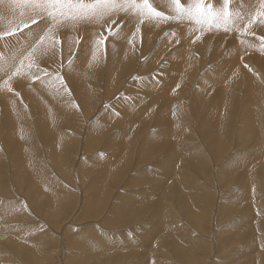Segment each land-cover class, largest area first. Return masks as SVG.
<instances>
[{
  "label": "rangeland",
  "instance_id": "obj_1",
  "mask_svg": "<svg viewBox=\"0 0 264 264\" xmlns=\"http://www.w3.org/2000/svg\"><path fill=\"white\" fill-rule=\"evenodd\" d=\"M77 1L79 0H76V2ZM89 1H92L93 4L95 3V0H87V3ZM137 2H139V0H137ZM154 2H156V4ZM149 3L151 4L152 8H154L156 11H159L161 7L159 5V0H155V1L149 0ZM203 3L205 4L203 5ZM211 4H212L211 0H203L202 5H200V8H201L200 11L204 9L209 10V6H211ZM213 6L211 10L213 9ZM95 10H96L95 13H98L97 11L98 9L95 8ZM128 10H129V13L135 14L134 15L135 18H133V20L138 19L139 21H137V23H133L129 18H127V16L123 17V15L122 14L120 15L119 13V12L124 13L125 11L127 14ZM128 10L126 7V9L123 11H120V10L109 11L110 13L108 12L107 15H104L105 17L98 16V18L96 14L95 16L89 18L90 20H92V22L90 21L91 29H86V30L84 26L86 22L83 23L84 20H86V18L79 17L76 21H72L71 23L68 24V27H67L69 31L68 35L70 36L69 43H68V40H67V43L65 40L66 31L62 32V30L60 29L55 30L57 28L51 27L53 26L54 23L55 24L57 23L54 22L53 20H49V18H47L49 13L44 14V11L38 8L37 6L27 7V10L24 12L26 13V17L19 15L15 17L13 21H11L12 18L9 16L8 17L10 19L9 22L11 23L2 21L6 17L5 16L3 17V15H0V24H1L0 33H13L12 35H4L3 37H0V40H1L0 47H2V43H3V46L9 47L6 53L13 52L14 43L17 42L19 45L23 42L28 41V39H26L28 34L33 33V31L36 28H38L40 25L41 27L46 28L45 34H47V36H49L50 39L48 37L46 38V41H45L46 51H41L40 54L36 57V59L33 60V62H35L34 65H33V62H31L32 64L31 68L28 67L29 69H31V72L28 74V77L30 78L28 82L33 86H36L38 84L45 85L48 83L49 90L51 92L52 90L50 88L52 87L53 84L54 85L56 84V86L64 90V93H65L64 95L63 94L60 95L59 90H57L58 94L56 93L55 95L54 105L58 109L61 106H64L65 111L62 114L63 117L60 116L62 118V119L60 118L61 125L63 126V127L60 126L62 129L60 130V134L64 140H69L68 144L65 146L66 148H68V149H65V153L67 152V154H65L66 160L63 158V161H61V163L57 165L53 164V161H52L53 157L49 155L50 152L48 151V147H49L48 140L51 139L49 137L50 134L42 131V129H38V128H41L40 126H36L37 124L35 120L38 118V114H37L38 109L35 108L36 106H33L31 101L27 99V95L23 93L22 90L24 88V85H22V83L19 81H15L13 84L14 86L13 90H11V94L13 98H16L20 103L23 109V112L25 114V117H27L26 121L29 123L31 127L32 138H33V143L30 144V146L28 144L26 145L25 143H23L24 146L25 145L28 146L27 147L28 151L33 150V153H30L32 154L33 157L32 158L27 157L28 161L27 160L26 161L28 163H32V165H35V166L37 165L36 163L39 162V165H37L36 167L39 170L46 172L49 177L54 179L55 183L53 182L51 185H46L45 186L47 187L46 190H43L41 187L37 186L38 183L35 182L34 179H32V176L30 174V169L24 170L23 168H20L18 171L16 170L15 166L17 164V160L15 159L13 153H14V150L17 148L18 144L13 143L11 144L12 147L9 144H7L3 137L5 134V129L1 128L0 143L1 141L2 143L0 144V174L2 173L1 177L2 175L3 177L1 178V181H0V184H1L0 193L3 196L0 195V205L12 204L13 212L9 210V211H6L8 213L3 212L1 214L2 218H5V219L0 222V264H4V262L7 259H8L7 262L10 261L11 259L15 260V261L11 260L10 264H29V262L31 264H40L38 262L39 260H41V264H67L70 249H73V246L71 245L69 240L72 239V237H78L80 232L87 230L88 228L95 229L99 231L100 233H107V231L109 233L110 231V234L112 236H116V239L120 240V238H122L123 236L118 235L116 233V230L123 231L124 233L123 232L122 233L125 236L128 235L129 238H133L136 235L134 233H136L139 230V228L141 229L144 226H163L162 222L158 218H156V216L154 217L152 216V212L154 211L153 209H155V207L159 203H161V207L165 205V206H169L172 209L173 213L170 215L171 219L169 220V222H171L172 224H176L178 226H182V227L185 226L186 231L189 234L188 238L197 237L205 243L207 250H204L201 247H197L196 249L198 250L199 248L197 252L198 254L197 256L199 257V263L197 262L198 264H262L260 262L262 259L264 261V252H263L264 251V242H263L264 232L262 233L260 231V235L256 234L255 244H253L252 247L250 246L251 248L246 249V250H244L245 248L242 249L241 247L242 240H238V239L236 240L234 239V237L236 238V235H240V236L246 235L253 226L257 224H258L257 226H259L260 221L264 227V212H260L259 210H257L258 207H264V196H259L256 199L255 197H251V198L247 196L244 197V195L242 196L241 194L237 195L236 191H238V189L235 188L236 178L239 177L241 174H244L245 172L248 171V173L252 177L254 178L258 177L256 178V180L260 181V188L264 190V177L260 178L259 175H257L258 173L264 171V164H263L264 163V152L262 151L261 154L260 152L258 153L257 151L259 149L257 150L256 146L252 145L253 141L256 144H262L264 142V139H263L264 134L260 135L259 133H257L258 135L255 137L254 140L253 138L251 139L246 138L247 141L245 143H239L237 139L238 137L237 130L239 128L244 129L248 127L250 130L249 133H252V132L256 133V128L258 127L256 124L253 125L254 123L248 122V120L244 121L243 123H240V115H242L241 110L245 103L246 104L244 106H247L250 108L251 116H253L254 111L256 109H257V113L259 114L258 108H260V110L264 114V88L262 89V87H264L263 85L264 84V76H263L264 69H262L263 65L261 64L262 62H264L263 60L264 59V37H263L264 30L263 31L257 30L253 32V36L259 39L256 43V46L255 47H252L250 45H249L250 47L245 46L242 49L243 52L240 51L241 55L237 57V63L239 62L238 66L242 67V65H244L249 71H252V72L254 71V73L257 72L255 74L248 72L247 75L249 76V79L253 77H255L256 79H261L260 80L261 83H258L259 82L258 81L256 82L257 85L255 84L256 85L255 94H256V97H258L257 98L258 100L256 103L257 107H254L252 105V101H249V98H251V96L249 95L254 94L252 93L253 88L250 90L251 91V93L249 92L250 94H247L246 91L243 90V88H239L235 90L233 92L234 98L232 100L233 101L232 109L236 108L237 110H236L235 120L233 124H230L229 126V134L223 141L218 142L212 149H209L208 145L211 143V141L207 139L203 140V137L206 133L207 125L209 126L212 125L211 126L212 128H210L209 132H213L215 129L213 127L216 126L215 122L218 117L214 116L212 113L214 112L215 101H219L220 99H215L217 97V94L215 93L217 92V90L223 87V85H227L231 79H229V76L225 78V74H223L224 77L223 75L221 76L223 80H220V81L214 80V81L208 82L207 83L208 85H206L207 91L203 92L204 96L202 97L200 103L199 101L198 102L194 101L193 96L201 80L204 81V79L206 78L211 79L210 73H212L213 71L214 72L218 71L216 70L217 68L216 65L218 64L219 66L220 64H222L223 63L222 59L228 56V53L231 54L236 51L235 43H232L234 41L233 38L235 37L231 36V35L234 36V34L232 32L222 33V32L216 31L217 32L216 33L214 30H211L213 32H210V31L208 32L204 29L201 30L198 33V37L197 35H195V37H193V39H191V41L189 42L191 44V43L198 41V45L196 44V46L198 47L196 48L195 46L196 52L193 53V56H190L193 61V62L191 61L192 66L189 65L188 61L182 62L181 65L184 67H187L188 69L184 68V71L182 69L180 71V66L177 67L176 63L170 60L172 55L175 52H177V50L179 49L180 43L177 42L176 40H172L169 42L165 41L167 36L170 37L172 35L171 33H174V31L177 30V24L175 25V21L172 15L168 14L165 11L163 13L162 12L163 10L161 8L159 12L163 13V17H158L154 15V20H153V18L151 17L153 16V14L151 15L149 13V16L151 17V19H149L147 10L145 11V14L147 15L142 16V17L140 14H138L139 13L138 10H135L132 8H129ZM196 10H197V6H196ZM58 16L57 18H55V21H60L63 23L65 20L68 19L67 16H60L61 18L63 17V20H62ZM1 17H2V20H1ZM144 17L146 19H144ZM18 18L20 19L18 20ZM33 18L37 21L36 24L32 23ZM142 19L148 22H145ZM150 21H154V22H150ZM25 24H27L28 27H24ZM127 24L131 25V30L133 33H130L131 37L130 36L127 37L128 44H127L126 49L123 50V53L122 52L119 53L120 55L123 54V58L122 57H120V59L116 58L118 56L116 54H113L111 57L109 52L107 53V50H109V47L111 45L110 42H112L117 36H119V33H121L122 31H125L124 27ZM252 24L254 26H259L260 23H252ZM252 24L250 26H253ZM157 26L158 27L160 26V28H157ZM149 27L151 30L149 29ZM47 31L48 32L50 31V32L48 33ZM52 31H54V33ZM144 31H147L149 35L152 34L151 35L152 37L150 36L148 40L146 39L143 40ZM50 33L51 35H48ZM87 41L90 44H88ZM206 41H208V43ZM85 43H87L88 46H90V48H86L84 46ZM205 47L209 48V50L206 49ZM258 47L259 49H257ZM85 48L87 49V51L85 50ZM83 50H85L86 53L90 50L89 54L90 52L95 50L97 53L96 60H94L95 58L93 59L90 58V61H89V57H87L88 59L86 58L83 59L84 57L83 56L81 57V51ZM91 54H93V52ZM81 60H83V62L85 61L86 65H88V67L86 65L84 67L86 76L88 75L87 76L88 79L85 78V81H84L85 88H82L84 92L76 91L73 85V82L71 81L72 80L71 73L74 67L77 66V63L80 62ZM180 60L181 59H178V62L181 63ZM118 61H120V63ZM115 62L118 65L115 64ZM171 65L174 66L173 71L175 72H173L172 70L171 71L169 70ZM238 66L236 65L234 67L235 71L238 70L237 68ZM145 67L147 68L145 69ZM212 68L214 69L212 70ZM89 73L90 75L91 74L93 75L90 76ZM175 74L178 75L177 77L178 79L182 80V81L181 80L179 81L178 79H176L177 82L179 83L181 82L180 88L185 87L182 89L181 92H178L177 94L178 96H176L175 98L177 103L175 100H173L176 104L173 105L172 103L174 102L172 100H167V96L165 93L156 95L152 91L150 92L145 91V86L148 81H152L156 83L158 82L157 79L159 78L161 79L164 76L176 78ZM171 75H174V77H172ZM93 76L94 78H92ZM44 79L47 81H45ZM49 79H53V80L48 81ZM92 79L93 81H91ZM52 81H53V84H52ZM224 81L226 82V84ZM20 84L22 85L21 88L19 87ZM180 90L181 89H179L178 91ZM246 95L248 96L246 97ZM155 98H158V99H155ZM246 99H248V102ZM136 101H140V102L144 101L145 103L147 102L148 106L146 105V107L150 111L145 107L147 111L144 108L145 110L143 109L142 111H140L142 113L138 112V114H136V116H134V118L132 119V124H130L131 126L127 132V135L119 136V137L116 136V134L120 130L119 128L121 127L120 126L121 122L119 121V118H117L118 117L117 112H119V115H120V112L123 109V107L129 104L127 102H130V104H132ZM168 101L170 103H168ZM195 102L199 104L196 105ZM167 103L171 104V109L164 113V110L166 109L168 105ZM258 103L260 105H258ZM224 105L226 104L223 102V106ZM65 106H69L68 109ZM89 106L90 108H87ZM136 107H138V105ZM104 111L107 115H114L115 119L112 117L109 120L102 121L100 123L101 126H99V128L101 129H98V131L97 130L94 131L92 133L94 137L91 139L90 138L91 135H89L90 133H87V132H89L91 126L96 123L94 122L96 121L95 119H97V117ZM67 112L71 113V115L68 114ZM64 113H67V117H69L70 115L69 117L70 119L67 118L65 116L66 114ZM180 113L182 114L180 115ZM174 114L176 117L174 116ZM39 117H40V114H39ZM173 117H175L176 120L178 119L177 121L180 122L183 127H185L186 131L182 129L180 132V130L177 129L176 133L173 135L165 134L164 136H162V138L160 137L159 139H155L156 141L152 140V142L153 141L154 142L153 143L151 142L147 148L149 152L147 154H143L144 151H142V147L145 144L144 140L147 141V139L149 138V135L153 136L156 132H158L159 129L163 131L166 130V128L168 129L169 119L172 121V119L174 120ZM66 118L69 121H67ZM263 119H264V115H263ZM157 126H158V130H157ZM173 127L175 128L174 125ZM63 128L65 130H63ZM153 128H155V130ZM100 130L102 132H100ZM41 132H43V135ZM132 132L133 133L135 132V134L131 135ZM63 133L65 135H63ZM67 133L69 134V136ZM46 134L48 135V137ZM145 135H146V139L144 137ZM36 136L38 137L36 138ZM70 136H72L73 138ZM84 139L86 140L89 139L91 142L89 143V141H86V143L88 142L86 144L88 147L85 146L86 148L83 147V144L85 141ZM71 142L76 143V144L73 145L72 143L71 145ZM142 143L144 144L142 145ZM190 145H194L195 147H197V153L195 154H198V158H202L205 154L207 158V163L204 164V168H201L200 163L196 160L197 156L196 157H194L195 155L194 156H189V155L183 156L184 154H191L187 152H182L183 151L182 147L184 151H186V150H190L189 149ZM249 146H251L252 154H251V157H249L248 159H251V158L252 159L249 160L248 163H246L245 165L235 166L231 170V172L228 173L231 176H230V179L227 180L225 183H221L222 181L218 182L217 180L219 178L218 173H221V174L224 173L222 170L223 164L226 161H228L230 158L231 159L232 157L234 158L236 154L239 155V153H241L244 149H246ZM30 147L31 149L29 150ZM4 149H5V155L3 151ZM176 149H177L178 154H176L175 156H170V158L168 159V160L174 159V162L172 163V165L171 164L169 166L165 165L163 163V160L165 159V157H167L169 154H172V152L176 151ZM100 157L102 159H108V160L110 158V161H113V162H110L112 165L110 163L105 164L107 174L106 176L103 177V180H102V184L106 183L109 186H107L106 184L105 185L103 184L101 187L103 189H101L102 191H100V194L94 199L95 201L93 200L94 201L93 203H88L86 199L92 195V191L90 189L93 184L91 183L92 178L94 181V178L97 176L99 169L102 167L101 164L98 163L97 161V158L99 159ZM111 158H114V159L111 160ZM121 158H123V160ZM89 160H91V162L88 164ZM20 162H21V159H20ZM83 163L87 166V170H89L90 172L89 174L88 173L86 174L87 176L81 173V170L83 169ZM99 164L101 167L99 166ZM4 166L5 167L8 166V167L5 168ZM261 166H262V169L260 171ZM176 168H181V171L183 172L186 171L187 174L189 175L190 184L188 187L183 186L185 179L182 181H179L177 174H176ZM255 168H256V171H255ZM110 170H111V173H109ZM257 171H260V172H257ZM21 172H22V175H21ZM23 173L24 174L26 173V174L24 175ZM108 173L109 174L117 173L116 176H118L117 177L118 182H115V178L112 177L111 175L108 176ZM262 175L264 176V173H262ZM187 177L188 176H186V178ZM23 180L24 182H26V184L21 183L23 182ZM110 182L112 185L110 184ZM27 183H29L30 185H28ZM55 184L57 185V188L59 186L58 189L56 188ZM255 186H257V184L254 186L252 184V188ZM26 188H28L30 191L26 192L28 190ZM149 188L151 189L149 190ZM196 188L197 189L199 188V189L195 190ZM35 189L37 193H35L36 191L34 193H31ZM38 189L41 191V193L39 192V194H38V191H39ZM144 189L146 190L145 191L146 194H144L145 193ZM3 190L5 193L3 192ZM177 190L180 193H178ZM102 192H103V195H102ZM31 194L33 195L35 194L37 196V200H38L37 202H32L33 195ZM71 194L73 196H71ZM124 194L128 197L129 195L130 196L133 195L134 199L136 200L133 199L135 202L130 201L129 205L124 209L125 211H123V216L117 218L115 223L112 224L113 222L110 219L112 216L111 213H113V208H114V206L112 207V205L117 200H119L121 197H123ZM41 195L43 196V198ZM175 195H177L178 198H176ZM49 197L52 199H49ZM3 198L5 201L3 200ZM99 198H101V200ZM45 199L47 202L45 201ZM178 199L180 203H187V204L195 203L196 205H198V207L189 206L191 209L189 210V212L191 214H194V213L196 214V216L194 215L196 217L195 220H190L189 218H187V216H185L180 211ZM37 203H39V205L36 207ZM86 203L87 205H91V206L89 207L86 206ZM224 203H229V207H230L229 211L225 213L220 210L221 205ZM17 206L19 208L21 207V209H19ZM56 207L57 209H55ZM199 209H202L204 211L203 216L199 215ZM248 209H250L251 215L249 216V218H247L244 221H241L238 224L237 219L238 218L240 219L241 217L245 216L242 214L245 213L246 210ZM53 210L55 211L53 212ZM87 212L89 214H87ZM5 214L6 215L8 214V215L6 216ZM19 214L20 216H18ZM135 215H136V218H135ZM50 217L51 219H48ZM125 218H128V219L125 220ZM234 221L237 223V225L236 223L235 225H231ZM31 226L34 228L32 229ZM23 227L25 229L24 232L22 229ZM4 228L6 229L3 230ZM19 228L22 230L19 231ZM9 229H12L15 231L16 229L18 230L16 231L17 234H15V237H12L14 235H11L8 233ZM26 232L28 235L25 234ZM23 233L27 236H25ZM38 233L39 234L43 233L45 237L47 236L48 237L46 238V240H45V237L40 239V235H37ZM31 235L38 236L40 243L45 240L43 243V249L41 250V253H44L45 255L41 256V254H38L40 252L36 246H33V244H27L26 241H32V240H28L31 238ZM158 235H160L158 237L159 239L155 237L153 240H151L150 242H146L142 246H136L133 248L122 246L117 249L108 248L106 250H103L102 252L101 251L96 252V254L94 253L95 255L93 257L90 256L91 258L90 257L88 258L87 264H136V262L142 263L146 261L147 262L145 264H151V262L149 261L151 260V257L155 258L159 264H184V263L194 264V262L193 263L189 262L190 259L188 258L185 260L186 262L184 261V259H182L184 261L182 262L181 257L174 249V244H170L168 242L166 243L164 240L160 242V239L167 237L168 235L167 232H160L158 233ZM258 237L259 238L261 237L260 238L261 242L259 243L257 242ZM224 240H226L228 244L222 245V242ZM8 242H12V243H8ZM45 242L47 245L45 244ZM178 242H179L178 244L180 245L182 244L180 243V239L178 240ZM181 242H183V245H186L184 246V248L185 247L189 248L187 246L188 244L186 241L182 240ZM4 244H7V246L10 245L11 247L15 246L14 250H16L15 248H17L19 252H22L24 259H26L27 257H32V256H35V258H33V260L29 262H24L23 258H21L20 255H18L19 258L18 257L13 258L11 257V254L7 253V248H6V245ZM154 245L160 249V252L161 251L163 252L160 253L159 251H157L156 254L154 255L153 254ZM168 247H170L171 250ZM161 248L162 249L166 248V249L162 250ZM260 251L262 254L260 253ZM258 253L259 255H257ZM232 254L234 255V257H232L233 256Z\"/></svg>",
  "mask_w": 264,
  "mask_h": 264
},
{
  "label": "bare ground",
  "instance_id": "obj_2",
  "mask_svg": "<svg viewBox=\"0 0 264 264\" xmlns=\"http://www.w3.org/2000/svg\"><path fill=\"white\" fill-rule=\"evenodd\" d=\"M155 1V0H154ZM212 4L210 6V8H212L213 6V9L211 10L213 13H217L219 12V10L221 9H224L225 8V0H211ZM44 3V0H0V15H3V17L5 16L6 18L4 20H2V17H1V20L2 21H5V22H9L10 19L8 18L9 16L12 18L11 21L14 20L15 17L19 16V15H22V16H25L26 17V13H24L26 10H27V7L29 6H33V5H37L38 8L42 9L44 11V14H47V13H50L52 12V15H48L47 18H49V20H53L54 22H56L57 24H53V26L51 27H54V28H57L55 30H62V32L66 31L65 32V40H66V43H67V40H68V43H69V39H70V36L68 35L69 34V31H68V24L71 23L72 21H76L79 17H83V18H86V20H84L83 23H85V30L86 29H91V24H90V21L92 22V20H90L89 18L95 16L97 13L95 8L92 7L93 5V2L92 1H89L87 3V0H79L76 2V0H63L62 4L61 5H57V8H52V7H41L39 5H42ZM76 3V4H75ZM156 4V2H154ZM158 3V2H157ZM153 4V3H152ZM205 3H203L204 5ZM208 4V3H207ZM84 6V7H81V6ZM158 5V4H157ZM159 5L161 6L160 9L162 8V12L164 13L167 12L168 14H171L172 17H178L176 19H174L175 21V25L177 24V30L174 31V33H171L172 35L169 37L167 36V38L165 39V41L169 42V41H172V40H176L177 42L180 43L179 45V49L177 50V52H175L172 57L170 58V60L174 63H176L177 67L180 66V71L181 69L184 71V68L188 69L187 67H184L182 66V62H187L189 63L190 66H192L191 64V61H192V58L190 56H193V53L196 52V48L198 46H196V44L198 45V41L197 42H194V43H189L191 41V39H193V37H195V35H197L198 37V33L201 31V30H206V31H210V32H213L211 30H214L215 32L216 31H219V32H222V33H233V35H231L232 37H235L233 38L234 41L232 43H235V47H236V51L234 53H228V56H226L225 58L222 59V64H220L218 66V64L216 65L217 68L216 70L218 71H213L212 73H210V78H206L203 80H201V82L199 83L195 93H194V96H193V99L194 101H201L202 97L204 96V91H207L206 90V85H208L207 83L210 82V81H214V80H223L222 79V75L225 74V78L227 76H229V79L230 82H228L227 85H223V87H221L219 90H217V92L215 94H217V97L215 99H220L219 101H215V104H214V112L212 110V114L216 117H218L216 119V126H214L213 128L214 131L213 132H209L210 131V128H212L211 126L207 125V130H206V133L203 137V140L207 139L209 141H211V143L208 145V148L209 149H212L218 142H221L223 141L229 134V126L230 124H233L234 120H235V117H236V108H233L232 109V106H233V98H234V91L239 89V88H243V90L246 91L247 94H250L251 93V89L253 88V92L254 94L252 95H249L251 96V98H249V101H252V105L254 107H257L256 103H257V98L256 97V92H255V87L257 85L256 82L258 83H261L260 80L261 79H256L255 77L253 78H250L249 79V76L247 75L248 72H251V73H254V71H249L244 65H242V67L238 66L239 65V62L237 63V57L240 54V51H242V49L247 46V47H255L256 46V43L259 39L255 38L253 36V32L257 31V30H260V31H263L264 30V24H259V26H250L248 24V19H249V15L251 13H255L257 11H260V4H259V0H230V4L227 8V11L229 13V16L230 18L228 19L227 23H225V21L223 19H220L218 18L216 15H212V16H208L207 15V12L209 11L208 9H204L202 11H197L196 10V6H197V0H181L180 2V6L178 7L174 2L173 0H159ZM202 5V3H201ZM33 8V7H32ZM204 8V7H203ZM207 8V7H206ZM35 9V8H34ZM126 9V8H125ZM129 8H127L128 10ZM159 9V11H160ZM201 10V8H200ZM98 11V10H97ZM133 11V10H132ZM131 11V12H132ZM146 11V10H145ZM158 11V12H159ZM136 12V11H135ZM110 13V12H109ZM120 15L122 14L123 17L124 16H127V18H129L133 23H137V21H139L138 19L137 20H133V18H135V14H131L129 13V10H128V13L126 14V12L124 11V13L122 12H119ZM138 13V12H137ZM239 13V16H237L236 14ZM139 14V13H138ZM151 14V13H150ZM59 15V16H58ZM116 15V13H115ZM147 14H145L146 16ZM152 15V14H151ZM60 17V16H67L68 19L65 20L63 23L60 22V21H55V18ZM140 16V15H139ZM148 16H149V13H148ZM197 16H199L201 18V22L198 23L197 22ZM55 17V18H53ZM101 17V16H99ZM103 17H105L103 15ZM122 17V16H121ZM142 17V16H141ZM154 20V15L151 16ZM151 17L149 16V19H151ZM171 17V16H170ZM61 18V17H60ZM97 18H98V15H97ZM126 18V17H125ZM17 19V18H16ZM20 18H18L19 20ZM63 20V17L61 18ZM123 19V18H122ZM144 19H146L144 17ZM156 19V17H155ZM102 20V19H101ZM143 20V19H142ZM23 21V20H22ZM52 21V22H53ZM81 21V20H80ZM127 21V20H126ZM125 21V23H126ZM145 21V20H143ZM158 21V19H157ZM94 22V21H93ZM145 22H148V21H145ZM150 22H154V21H150ZM11 23V22H9ZM60 25H59V24ZM77 23V22H76ZM131 23V22H130ZM157 23V22H156ZM254 23H259V18H255V22ZM8 24V23H7ZM51 24V25H52ZM80 24V22H79ZM100 24V23H99ZM147 24V23H146ZM149 24V23H148ZM1 25V24H0ZM12 25V24H11ZM50 25V24H49ZM89 25V27H88ZM101 25V24H100ZM158 25V24H157ZM160 25V24H159ZM256 25V24H255ZM10 26V24H9ZM45 26V25H43ZM82 26V25H81ZM94 26V25H93ZM161 26V25H160ZM160 26L157 28H160ZM50 27V26H49ZM261 27V28H260ZM21 28V27H20ZM146 28V26H145ZM155 28V27H154ZM93 29V28H92ZM133 29V28H132ZM150 29V27H149ZM45 30L46 28L45 27H41V25L36 28L33 33L31 34H28V36L26 37V39H28V41L26 42H23L21 44L18 45V43H14V46H13V52H8L6 53V51L8 50V46H3V43H2V47H0V131H1V128L5 129V134H4V139L6 141L7 144H9L11 146V144H18L17 145V148L14 150V157L15 159L17 160V164H16V170L18 171L20 168H23L24 170L26 169H30V174L32 176V179H34L35 182H37V186L41 187L43 190H46L47 187H45L46 185H51L53 182H54V179H52L51 177L48 176V174L42 170H39L36 166L39 165V162H37L36 166L35 165H32V163H28V158L27 157H30L32 158V154L30 153H33V150H30L31 147L29 148L30 151H28V146H26L27 144L30 146V144L33 143V138H32V131H31V127L29 125V123L26 121V118L25 117V114L23 112V109L19 103V101L16 99V98H13L12 94H11V90H13V84L15 81H19L22 83V85H24V88H23V93L27 95V99H29L31 101V103L33 104V106H36L35 108L38 109V118L35 120L36 121V126H40L41 128H38V129H42V131L44 132H47L48 134H50V140H48L49 142V147H48V151L50 152L49 155L51 157H53V164L57 165L59 163H61V161H63V158L66 160V155L67 152L65 153V149H68L66 148L65 146L68 144V141L69 140H64L60 134V130L62 126L61 125V121H60V116H62L63 112L65 111L64 109V106H61L59 109L57 107H55V103H54V98H55V95L56 93L58 94L57 90H59V94L60 95H64V90L62 88H59L58 86H56V84L54 85L53 84V81H52V87L50 88L52 90V92L49 90V85L48 83L45 84V85H42V84H38L36 86H33L31 85L28 80L30 79L28 77V74L31 72V69L28 68V64L30 63V61L28 59H25V57L28 56V52H32V47L33 46H37V51H35L32 55V60L31 62H33V60L36 59V57L40 54L41 51H46V39L42 42V43H39L38 44V41L40 40V37L42 36H45ZM50 30V29H49ZM53 30V29H52ZM124 30L125 31H122L121 33H119V36H117L112 42H110V47H109V50H107V53L109 52L110 56L112 57L113 54H116L118 55L116 58H119L122 57L123 58V54L120 55L119 53L122 52L123 53V50L126 49L127 47V37L130 36V33H133L132 30H131V25L130 24H127L125 27H124ZM151 30V29H150ZM155 30V29H154ZM160 30V29H159ZM158 31V30H157ZM26 32V31H25ZM48 32V31H47ZM50 32V31H49ZM48 32V33H49ZM54 33V31H52ZM83 32V31H82ZM101 32V31H100ZM156 32V31H155ZM203 32V31H202ZM56 33V32H55ZM86 33V32H85ZM217 33V32H216ZM57 34V33H56ZM55 34V35H56ZM129 34V35H128ZM211 34V33H209ZM208 34V35H209ZM220 34V33H219ZM48 35H51L48 34ZM54 35V34H53ZM62 35V33H61ZM139 35V34H138ZM152 35V34H151ZM148 34L147 31H144V39L143 40H148V38H150V36ZM229 35V34H228ZM255 35V34H254ZM73 36V35H72ZM88 36V35H87ZM142 36V37H143ZM214 36V35H212ZM253 36V37H252ZM256 36V35H255ZM21 37V36H20ZM49 39L50 37L47 36ZM52 37V36H51ZM56 37V36H54ZM131 37V36H130ZM137 37V35H136ZM139 37V36H138ZM152 37V36H151ZM219 37V36H218ZM264 37V36H263ZM24 38V37H23ZM22 38V40H23ZM135 38V37H134ZM13 39V38H12ZM90 39V38H89ZM96 39V38H95ZM155 39V38H154ZM199 39V38H198ZM231 39V40H233ZM262 39V38H261ZM21 40V41H22ZM55 40V39H54ZM137 40V38H136ZM142 40V39H141ZM142 40V41H143ZM152 40V39H151ZM1 41V40H0ZM164 41V40H162ZM15 42V41H14ZM75 42V41H74ZM131 42V40H130ZM134 42V41H133ZM138 42V41H137ZM147 42V41H146ZM166 42V43H167ZM208 43V41H206ZM214 42V41H213ZM88 43V41H87ZM85 43V47L86 48H90V46H88V44L90 43ZM93 43V42H92ZM142 43V42H141ZM259 43V42H258ZM5 44V43H4ZM140 44V43H139ZM159 44V43H158ZM260 44V43H259ZM53 45V44H52ZM100 45V44H99ZM234 45V44H233ZM232 45V46H233ZM250 45V46H249ZM142 46V45H141ZM159 46V45H158ZM163 46V45H162ZM196 46V48H195ZM259 46V45H258ZM15 47V48H14ZM67 47V46H66ZM81 47V46H80ZM104 47V46H103ZM145 47V45H144ZM12 48V47H11ZM85 48V50L87 51V49ZM136 48V47H135ZM206 49L209 50V48L205 47ZM81 49V48H79ZM84 49V48H83ZM205 49V50H206ZM233 49V48H232ZM252 49V48H251ZM259 49V47L257 48ZM71 50V49H70ZM83 50L81 51V57L83 56L84 58L83 59H88L87 57H89V61H90V58H95L94 60H96V56H97V53L96 51H92L93 54H91L92 52H90L89 54V51L86 53V51ZM97 50V48H96ZM112 50V51H111ZM66 51V50H65ZM78 51V50H77ZM234 51V50H233ZM69 52V51H68ZM79 52V51H78ZM43 53V52H42ZM158 53V51H157ZM173 53V52H172ZM205 53V52H204ZM50 54V53H49ZM101 54V53H100ZM155 54V53H154ZM42 55V54H41ZM44 55V54H43ZM80 55V54H79ZM78 55V56H79ZM157 55V54H156ZM48 56V55H47ZM52 56V55H51ZM106 56V54H105ZM3 57V58H2ZM45 57V56H43ZM42 57V58H43ZM80 57V59H81ZM157 57V56H156ZM212 57V56H211ZM115 58V59H116ZM194 58V57H193ZM41 59V57H40ZM44 59V58H43ZM42 59V60H43ZM49 59V57H48ZM53 59V58H52ZM127 59V58H126ZM178 59H181V63L178 62ZM221 59V58H220ZM21 60H23L24 62V68L22 69V74L21 75H14L15 71H16V68L19 67L20 65V62ZM113 60V58H112ZM118 60V59H117ZM116 60V61H117ZM150 60V59H149ZM264 60V59H263ZM74 61V60H73ZM72 61V62H73ZM93 61V60H91ZM129 61V60H128ZM205 61V60H204ZM39 62V61H38ZM48 62V61H47ZM85 62V61H84ZM83 60H81L80 62L77 63V66L74 67L72 73H71V78H72V82H73V85L76 89V91H83L82 88H85V78L88 79V75L86 76V73L84 71V67L86 65V62L84 63ZM120 63V61H118ZM193 62V61H192ZM262 62V61H261ZM35 62H33V65H34ZM93 63V62H91ZM171 63V62H170ZM244 63V62H243ZM40 64V63H39ZM115 64H117L115 62ZM172 64V63H171ZM185 64V63H183ZM245 64V63H244ZM263 66H262V69H264V62L261 63ZM118 65V64H117ZM129 65V64H128ZM238 66V70L235 71L234 70V67L235 66ZM88 67V65H86ZM92 67V66H91ZM98 67V65H97ZM102 67V65H101ZM129 67V66H128ZM214 67V66H213ZM71 68V67H70ZM69 68V69H70ZM147 67H145L146 69ZM245 68V69H244ZM252 68V67H250ZM37 69V68H36ZM46 69V68H45ZM115 69V68H114ZM120 69V68H119ZM144 69V70H145ZM176 69V68H175ZM196 69V68H195ZM214 68H212L213 70ZM247 69V70H246ZM89 70V69H88ZM143 70V69H142ZM141 70V71H142ZM168 70V69H167ZM170 71L174 70V66L171 65L170 66ZM257 70V69H256ZM255 70V71H256ZM44 71V70H43ZM69 71V70H68ZM115 71V70H114ZM119 71V70H118ZM211 71V70H210ZM49 72V71H48ZM70 72V71H69ZM90 72V71H89ZM121 72V70H120ZM123 72V71H122ZM163 72V71H162ZM175 72V71H173ZM7 73V74H6ZM119 73V72H118ZM180 73V72H179ZM257 73V72H255ZM254 73V74H255ZM120 74V73H119ZM90 75V73H89ZM93 74H91L90 76H92ZM97 75V74H96ZM176 75V74H175ZM208 75V74H207ZM9 76H11V80H9ZM44 76V75H43ZM172 77H174V75H171ZM264 76V75H263ZM178 75H176V78H171V77H166L164 76L163 78H159L157 79L158 82L154 83L152 81H148L146 86H145V91L147 92H154V94L158 95V94H161V93H165L166 96H167V100H175L176 96H178V92H181L183 88L185 87H181V82H177L176 79ZM224 77V75H223ZM69 78V77H68ZM90 78V77H89ZM94 78V76L92 77ZM194 78V77H193ZM224 78V79H225ZM59 79V78H58ZM228 79V78H227ZM45 80V79H44ZM50 80H53V79H49L48 81ZM179 81L181 79H178ZM8 82V86H5V82ZM47 81V80H45ZM56 81V80H55ZM93 81V79L91 80ZM182 81V80H181ZM200 81V80H199ZM27 82V83H26ZM34 82V81H33ZM40 82V81H38ZM68 82V81H67ZM225 82V81H224ZM35 83V82H34ZM46 83V82H44ZM62 83V82H61ZM89 83V82H88ZM188 83V82H187ZM249 83V85H248ZM90 84V83H89ZM87 84V85H89ZM226 84V82H225ZM256 84V85H255ZM20 84V88L22 86ZM59 85V84H58ZM86 85V86H87ZM264 85V84H263ZM262 85V86H263ZM71 86V85H70ZM92 86V85H91ZM184 86V85H183ZM236 86V87H235ZM90 87V86H89ZM91 88V87H90ZM264 87H262L263 89ZM179 89H181L180 91H178ZM93 90V89H92ZM84 92V91H83ZM86 92V91H85ZM175 92V93H174ZM250 92V93H249ZM88 93V92H87ZM92 93V92H91ZM193 93V92H192ZM191 93V94H192ZM226 93V94H225ZM245 93V92H244ZM258 94V93H257ZM84 95V94H83ZM93 95V94H92ZM109 96V95H108ZM248 95H246L247 97ZM156 97V96H155ZM159 97V96H158ZM244 97V96H243ZM155 99H158V98H155ZM178 99V98H177ZM260 99V98H259ZM181 100V99H180ZM245 100V99H244ZM247 102H248V99H246ZM152 101V100H151ZM176 101V100H175ZM192 101V100H190ZM261 101V100H260ZM155 102V101H154ZM153 102V103H154ZM174 102V101H173ZM187 102V101H186ZM223 102L226 104L223 106ZM235 102V101H234ZM254 102V104H253ZM129 103L128 105H125L123 107V109L121 110L120 112V115H119V112H117V118H119V121L121 122V127L119 128L120 130L118 131V133L116 134V136H126L127 135V132L130 128V124H132V119L134 118V116H136V114H138V112L142 111L146 105H147V102L145 103L144 101H136L132 104H130V102H127ZM149 103V101H148ZM168 103H170L168 101ZM167 103V104H168ZM177 103V101H176ZM175 102L172 103L173 105L176 104ZM199 103H196V105H198ZM166 104V103H165ZM246 104V103H245ZM244 104V105H245ZM251 104V103H249ZM138 105V107H136ZM172 105V106H173ZM182 105V104H181ZM243 105V108L241 110L242 112V115H240V123H243L244 121H247L248 122H251V123H254L253 125H257L258 127L256 128V133H249L250 130L248 127L244 128V129H238L237 132H238V141L239 143H245L247 140L246 138H253V140L255 139V137L258 135L257 133H259L260 135L264 134V119H263V113L262 111L260 110V108H258V112L259 114L257 113V109L254 111V114L253 116H251V112H250V108L247 107V106H244ZM258 105H260L258 103ZM121 106V104H120ZM148 106V105H147ZM165 106V105H164ZM213 106V105H212ZM262 106V105H261ZM67 109L69 106H65ZM259 107V106H258ZM71 108V107H70ZM69 108V109H70ZM87 108H90L87 107ZM147 108V107H146ZM145 108V109H146ZM213 108V107H212ZM144 109V110H145ZM148 109V108H147ZM146 109V111H147ZM164 109V108H163ZM171 109V104H168L166 109L164 110V113L169 111ZM262 109V108H261ZM106 110V109H105ZM149 110V109H148ZM173 110V109H172ZM176 110V109H175ZM196 110V109H195ZM150 111V110H149ZM148 111V112H149ZM211 111V110H210ZM196 112V111H195ZM68 114L71 115V113L67 112ZM67 113H64L66 114L65 116L67 117ZM142 113V112H140ZM169 113V112H168ZM189 113V112H188ZM234 115H233V114ZM39 114H40V117H39ZM145 114V113H144ZM172 114V113H171ZM182 113H180L181 115ZM208 114V113H207ZM69 115V117H70ZM159 115V114H158ZM169 115V114H168ZM175 116V114H174ZM212 116V117H214ZM63 117V116H62ZM67 117V118H69ZM114 118V115H107L104 112H102L98 117L97 119H95L96 122L95 124H93L89 130V132L87 133H90L89 135H91V139L94 137L92 135V133L94 131H98V129H101L99 128L100 123L102 121H106V120H109L110 118ZM140 117V115H139ZM172 117V115H171ZM176 117V116H175ZM174 118V120L172 119V121L169 119V128L166 130H161L159 129L158 130V126H157V130L158 132H154L155 134L153 136L149 135V138L146 140H144L145 144L142 143V145L144 144V146H140L142 147V151H144L143 154H147L149 151H148V145H150V143L152 142V140L156 141L155 139H159L160 137L162 138V136H164L165 134H175L176 133V130L179 129L180 132L181 130H185V127H183L181 125L180 122H178L176 119ZM178 117V115H177ZM180 117V116H179ZM214 117V118H216ZM65 118V117H64ZM66 118V119H67ZM142 118V117H141ZM140 118V119H141ZM62 119V118H61ZM70 119V118H69ZM115 119V118H114ZM163 120V119H162ZM32 121V120H31ZM67 121H69L67 119ZM115 121V120H114ZM64 122V121H63ZM159 122V121H157ZM213 122V121H212ZM70 123V122H69ZM162 123V122H161ZM246 123V122H245ZM260 124V125H259ZM33 125V124H32ZM66 125V124H65ZM158 125V124H157ZM173 125L175 126V128L173 127ZM215 125V124H214ZM71 126V125H70ZM162 126V125H161ZM160 126V127H161ZM247 126V124H246ZM60 127V129H59ZM63 127V126H62ZM242 127V126H241ZM86 128V127H84ZM162 128V127H161ZM253 128V127H252ZM255 128V127H254ZM37 129V131H38ZM66 129V127H65ZM63 128V130H65ZM155 130V128H153ZM152 130V129H151ZM40 131V130H39ZM150 131V130H149ZM186 131V130H185ZM184 131V132H185ZM63 132V131H62ZM100 132H102L100 130ZM151 132V131H150ZM149 132V133H150ZM42 135H43V132H41ZM65 133V131H64ZM63 133V135H65ZM1 134V132H0ZM38 134V133H37ZM68 134V133H67ZM83 134V133H82ZM85 134V132H84ZM83 134V135H84ZM132 134H135V132L131 133ZM148 134V132H147ZM36 135V134H35ZM47 135V134H46ZM88 135V134H87ZM69 136V134H68ZM151 136V137H150ZM177 136V135H176ZM38 136H36L37 138ZM48 137V135H47ZM67 137V136H66ZM72 137V136H70ZM69 137V138H70ZM113 137V136H112ZM115 137V136H114ZM145 139H146V135L144 136ZM2 138V137H1ZM41 138V137H40ZM73 138V137H72ZM81 138V137H80ZM89 138V139H90ZM262 138V137H261ZM67 139V138H66ZM76 139V138H75ZM89 139H84V144H83V147H88L86 144V141H89ZM95 139V138H94ZM93 139V140H94ZM97 139V138H96ZM264 139V138H263ZM47 140V139H46ZM82 140V139H80ZM118 140V139H117ZM180 140V139H179ZM71 141V140H70ZM75 141V140H74ZM73 141V142H74ZM99 141V140H98ZM111 141V140H110ZM153 141V142H154ZM178 141V140H177ZM71 142V145L72 143ZM79 142V141H78ZM77 142V144H78ZM97 142V141H96ZM152 142V143H153ZM165 142V141H164ZM2 143V141H1ZM0 143V144H1ZM25 143L26 147L24 146ZM93 143V142H92ZM125 143V142H124ZM131 143V142H129ZM76 144V143H73V145ZM96 144V143H95ZM123 144V143H122ZM8 145V146H9ZM42 145V144H41ZM89 145V144H88ZM92 145V144H91ZM90 145V146H91ZM129 145V144H128ZM252 145H255L256 148H257V152L261 154V152L263 151L264 152V142L262 144H256L252 143ZM34 146V145H32ZM157 146V145H156ZM237 146V145H236ZM12 147V146H11ZM14 147V146H13ZM85 147V148H86ZM92 147V146H91ZM139 147V148H140ZM77 148V147H76ZM129 148V147H128ZM180 148V147H179ZM225 148V147H224ZM8 149V147H7ZM175 149V148H174ZM186 149V148H185ZM190 150H186L184 151L183 147H182V152H187V153H191V154H184L183 156H194L196 157L197 161L200 163V166L201 168H204V164L207 163V158L204 154V156L202 158H198V154H195L197 153V147H195L194 145H190L189 147ZM2 150V149H1ZM71 150V149H70ZM73 150V149H72ZM179 150V149H178ZM255 150V149H254ZM253 150V151H254ZM4 151V155H5V149L3 150ZM84 151V149H83ZM166 151V150H165ZM168 151V149H167ZM166 151V152H167ZM70 152V151H69ZM163 152V151H162ZM165 152V153H166ZM64 154V155H63ZM176 154H178L177 152V149L176 151H173L172 154H169L167 157H165V159L163 160V163L165 165H172V163L174 162V159H170V156H175ZM251 154H252V149H251V146L247 147L246 149H244L241 153L236 154L234 156V158L232 157V159L229 161H226L223 166H222V170H223V174L221 173H218L219 175V178L217 179L218 182L222 181L221 183H225L227 180L230 179V176L228 173L231 172V170L235 167V166H238V165H245L246 163H248L249 160L251 159H248L249 157H251ZM256 154V153H255ZM3 155V154H2ZM25 155V156H24ZM34 155V154H33ZM97 155V154H96ZM36 156V154H35ZM95 156V155H93ZM92 156V157H93ZM98 156V155H97ZM145 156V155H144ZM150 156V155H149ZM182 156V155H181ZM257 156V155H256ZM3 157V156H2ZM109 157V156H108ZM114 157V156H113ZM127 157V156H126ZM27 158V159H26ZM124 158V157H123ZM123 158H121L123 160ZM5 159V158H4ZM20 159H21V162H20ZM114 159V158H111V160ZM213 159V158H212ZM248 159V160H247ZM27 160V161H26ZM38 160V159H37ZM94 160V159H93ZM92 160V161H93ZM127 160V159H126ZM4 161V160H3ZM97 161L99 164V166L101 167L97 173V176L94 178V181H93V178H92V187L89 188L91 189L92 191V195L90 197H88L86 200L88 203H93L95 200V198L100 194V191H102L101 188L102 185V180H103V177L106 176V168H105V164L106 163H110V162H113V161H110V158L109 160L108 159H102L101 157L98 159L97 158ZM9 162V161H8ZM36 162V161H35ZM91 162V160L88 161V164ZM95 162V161H94ZM119 162V161H118ZM121 162V161H120ZM4 163V162H2ZM116 163V162H114ZM150 163V162H149ZM157 163V162H156ZM7 164V162H6ZM9 164V163H8ZM82 164V163H81ZM95 164V163H94ZM111 164V163H110ZM143 164V163H142ZM163 164V166H164ZM264 164V163H263ZM10 165V164H9ZM112 165V164H111ZM117 165V164H116ZM208 165V164H207ZM260 165V164H259ZM45 166V165H44ZM118 166V165H117ZM5 167V166H4ZM8 167V166H7ZM5 167V168H7ZM51 168V167H49ZM64 168V167H63ZM80 168V166H79ZM112 168V167H111ZM116 168V166H115ZM121 169V168H120ZM262 169V166L260 168V171ZM5 170V169H3ZM9 170V169H8ZM205 170V169H204ZM248 170V169H247ZM258 170V169H257ZM7 171V170H6ZM29 171V170H28ZM149 171V170H148ZM164 171V170H163ZM255 171H256V168H255ZM260 171H257V172H260ZM10 172V171H9ZM26 172V171H25ZM69 172V171H68ZM116 172V171H115ZM120 172V171H119ZM141 172V171H140ZM14 173V172H13ZM81 173L86 175L87 173L89 174V170H87V166L83 163V169L81 170ZM111 173V170L110 172ZM108 173V176L111 175L112 177L115 178V182H118V176H116L117 173H114V174H109ZM247 173V174H246ZM251 173V172H250ZM262 173H264V171L258 173L257 175H259V177H264L262 175ZM2 174V173H1ZM1 174H0V181H1ZM19 174V173H18ZM24 174V173H23ZM26 174V173H25ZM24 174V175H25ZM149 174V173H148ZM176 174H177V177L179 179V181H182L185 179V182L183 183L185 187H188L189 184H190V179H189V175L187 174V172H183L181 171V168H176ZM184 174V175H182ZM10 175V174H9ZM13 175V174H12ZM15 175V174H14ZM21 175H22V172H21ZM57 175V174H56ZM143 175V174H142ZM214 175V174H213ZM20 176V175H19ZM27 176V175H26ZM25 176V177H26ZM29 176V175H28ZM80 176V175H79ZM78 176V177H79ZM87 176V175H86ZM107 176V177H108ZM134 176V175H132ZM137 176V175H136ZM186 176H188L186 178ZM14 177V176H13ZM17 177V176H16ZM23 177V176H21ZM84 177V176H82ZM81 177V179H82ZM106 177V178H107ZM176 177V178H177ZM218 177V176H217ZM5 178V177H4ZM56 178V177H55ZM134 178V177H133ZM258 178V177H256ZM256 178L252 177L248 171L245 172L244 174H241L239 177L236 178V186L235 188L238 189L237 192V195L238 194H241L242 196L244 195L251 198V197H255V199L259 196H264V190H262V188H260V181L256 180ZM7 179V178H6ZM23 179V178H22ZM67 179V178H66ZM25 180V179H24ZM21 182V183H25L26 182ZM59 180V179H58ZM63 180V179H62ZM109 180V179H108ZM216 180V178H215ZM8 181V180H7ZM13 181V180H12ZM11 181V182H12ZM29 181V180H28ZM91 181V180H90ZM9 182V181H8ZM57 182V181H56ZM82 182V181H81ZM105 182V181H104ZM113 182V181H112ZM2 183V182H1ZM10 183V182H9ZM55 183V182H54ZM262 183V182H261ZM4 184V183H3ZM11 184V183H10ZM15 184V183H14ZM19 184V183H18ZM28 185H30L29 183H27ZM57 184V183H56ZM55 184L56 188H57V185ZM81 184V183H80ZM106 184V183H105ZM104 184V185H105ZM111 184V182H110ZM116 184V183H115ZM252 184L253 186L257 184V186L253 187L252 188ZM1 185V184H0ZM35 185V184H34ZM107 185V184H106ZM112 185V184H111ZM263 185V184H261ZM10 186V185H8ZM18 186V185H17ZM53 186V185H52ZM54 186V187H55ZM109 186V185H107ZM133 186V185H132ZM150 186V185H149ZM174 186V185H173ZM182 186V187H183ZM192 186V185H191ZM201 186V185H200ZM19 187V186H18ZM30 187V186H29ZM38 187V188H39ZM62 187V186H61ZM78 187V186H77ZM104 187V186H103ZM130 187V186H129ZM144 187V186H143ZM194 187V186H193ZM192 187V188H193ZM202 187V186H201ZM2 188V187H1ZM20 188V187H19ZM18 188V190H19ZM36 188V187H35ZM59 188V186H58ZM57 188V189H58ZM107 188V187H106ZM119 188V187H118ZM153 188V187H152ZM190 188V187H189ZM204 188V187H203ZM7 189V188H6ZM28 189V188H26ZM37 189V188H36ZM36 189L31 192V193H34L36 191ZM40 189V188H39ZM38 189V190H39ZM50 189V188H49ZM148 189V187H147ZM151 188H149L150 190ZM199 189V188H198ZM197 188L195 190H198ZM25 190V189H23ZM80 190V189H79ZM105 190V189H104ZM128 190V189H127ZM240 190V191H239ZM2 191V190H1ZM15 191V190H13ZM30 191L29 189L26 191L28 192ZM56 191V190H55ZM146 190L144 189V192ZM156 191V190H155ZM174 191V190H173ZM4 192V190H3ZM7 192V191H6ZM39 192L41 193V191L39 190L38 191V194ZM44 192V191H43ZM129 192V191H128ZM138 192V191H137ZM151 192V191H150ZM153 192V191H152ZM178 192V190H177ZM5 193V192H4ZM37 193V191L35 192ZM72 193V192H71ZM180 193V192H178ZM105 194V192H104ZM146 194V192L144 193ZM0 195H2L0 193ZM33 195V194H31ZM51 195V194H50ZM55 195V194H53ZM102 195H103V192H102ZM107 195V193H106ZM137 195V194H136ZM181 195V194H180ZM183 195V194H182ZM3 196V195H2ZM42 196V195H41ZM67 196V194H66ZM71 196H73L71 194ZM70 196V197H71ZM145 196V195H144ZM172 196V194H171ZM176 198L177 195H175ZM240 196V195H239ZM29 197V196H28ZM39 197V196H38ZM69 197V196H68ZM101 197V196H100ZM138 197V196H137ZM43 198V196H42ZM46 198V197H45ZM54 198V197H53ZM60 198V197H59ZM103 198V196H102ZM106 198V197H105ZM175 198V199H176ZM2 199V198H1ZM31 199V198H30ZM49 199H52L49 197ZM71 199V198H70ZM101 200V198H99ZM133 195L129 197L126 196L124 194L123 197H121L119 200H117L113 205L112 207L114 206L113 208V213L112 216H111V220H112V224L115 223L116 219L123 216V211H125L124 209L129 205L130 201L133 202L134 199ZM138 199V198H137ZM140 199V198H139ZM174 199V201H175ZM4 200V198H3ZM7 200V199H6ZM94 200V201H93ZM254 200V199H253ZM5 201V200H4ZM37 196L34 194L33 195V201L32 202H37ZM44 201V200H43ZM46 201V199H45ZM70 201V200H69ZM177 201V200H176ZM15 202V201H14ZM25 202V201H24ZM41 202V201H40ZM47 202V201H46ZM135 202V201H134ZM258 202V201H257ZM50 203V202H49ZM47 203V204H49ZM68 203V202H67ZM73 203V202H72ZM96 203V202H95ZM101 203V202H99ZM175 203V202H174ZM178 203H179V208H180V211L185 215L187 216V218H189L190 220H195V216L196 214H191L189 212L190 207L189 206H192V207H198V205H196L195 203H180L179 199H178ZM183 204V205H182ZM22 205V204H21ZM39 205V203L36 204V207ZM45 205V204H43ZM51 205V204H50ZM53 205V204H52ZM56 205V204H55ZM94 205V204H93ZM20 206V205H19ZM31 206V204H30ZM86 206H91V205H87L86 203ZM146 206V204H145ZM15 207V206H14ZM18 207V206H17ZM24 207V206H23ZM153 207V206H152ZM155 207V206H154ZM19 208V207H18ZM17 208V209H18ZM94 208V207H93ZM130 208V207H129ZM128 208V209H129ZM150 208V206H149ZM177 208V207H176ZM229 203H224L221 205L220 207V210L223 211L224 213L225 212H228L229 211ZM16 209V210H17ZM21 209V207L19 208ZM57 209V207L55 208ZM127 209V210H128ZM178 209V208H177ZM246 209V208H245ZM244 209V210H245ZM12 211L13 212V206L12 204H6V205H0V222L2 220H4L5 218H2L1 214L3 212H6V211ZM49 210V209H48ZM154 211L152 212V216H156V218H158L163 226H144L142 227L141 229L139 228V230L134 233L136 234L135 237L133 238H129V236H125L123 233V231H120V230H116V233L118 235H121L123 236L122 238H120V240L116 239V236H112L110 234V231L108 233H100L99 231L95 230V229H90L88 228L87 230H84L82 232H80L79 236L78 237H72V239H70V243L71 245L73 246V249H70V252H69V255H68V262L67 264H87V260L90 256H94L96 254V252H99V251H103V250H106V249H117V248H120V247H128V248H133V247H136V246H142L144 245L146 242H150L151 240H153L155 237L158 238L160 235H158V233L160 232H167L168 235L167 237H164L162 239H160V242H162L163 240L167 243H170V244H174V249L176 250V252L179 254V256L181 257V261L184 262L187 258L190 259L189 262H194L195 263H199V257L197 256V252L199 250H196L197 247H201L202 249L204 250H207L206 249V245L205 243L200 240L199 238H188L189 237V234L188 232L186 231V227L185 226H178L176 224H172L171 222H169V220L171 219V214L173 213L172 212V209L169 207V206H165L163 205L161 207V203H159L155 209H153ZM174 210V209H173ZM252 210V209H251ZM257 210H259L260 212H264V207H258ZM18 211V210H17ZM21 211V210H20ZM55 210H53L54 212ZM57 211V210H56ZM61 211V210H60ZM96 211V210H95ZM93 211V212H95ZM16 212V211H15ZM64 212V211H63ZM89 212V211H88ZM87 212V214H89ZM91 212V211H90ZM92 212V213H93ZM129 212V211H128ZM176 212V211H175ZM8 213V212H6ZM25 213V211H24ZM15 214V213H14ZM50 214V213H49ZM176 214V213H175ZM204 214V211L202 209H199V215L200 216H203ZM6 215V214H5ZM8 215V214H7ZM6 215V216H7ZM10 215V214H9ZM48 215V214H47ZM53 215V214H52ZM195 215V216H194ZM242 215H245L243 217H241L240 219L238 218L237 221H238V224L241 222V221H244L246 220L247 218H249V216L251 215L250 213V209L246 210L245 213H243ZM20 216V214L18 215ZM10 217V216H9ZM47 217V216H45ZM128 217V216H127ZM135 218H136V215H135ZM7 219V218H6ZM48 219H51L48 218ZM128 219V218H125V220ZM110 220V221H111ZM96 223V222H95ZM104 223V222H103ZM235 221L231 224V225H235ZM259 226L255 225L251 228V230H249V232L246 234V235H243V236H240V235H236V238L234 237V239H238V240H242V244H241V247L242 249L245 248L244 250L246 249H249L253 246V244H255V236L256 234L257 235H260V231L263 233L264 232V227L261 223V221L259 222ZM237 225V223H236ZM107 226V225H106ZM32 227V226H31ZM34 227H32L33 229ZM36 228V227H35ZM65 228V227H64ZM6 228H4L3 230H5ZM23 229V232H24V227L22 228ZM19 228V231L22 230ZM106 229V228H105ZM31 230V229H30ZM131 230V229H130ZM129 230V231H130ZM16 231H18L16 229ZM15 230H12V229H9V234L11 235H14L12 237H15V234L16 233ZM28 231V230H26ZM32 231V230H31ZM34 231V230H33ZM36 232V231H35ZM47 232V230H46ZM123 232V233H122ZM19 233V232H18ZM31 233V232H30ZM213 233V232H212ZM218 233V232H217ZM245 233V232H244ZM24 234V233H23ZM27 234V232L25 233ZM24 234V235H25ZM59 234V233H58ZM115 234V233H113ZM116 234V235H117ZM165 234V233H164ZM223 234V233H222ZM220 234V235H222ZM264 234V233H263ZM23 235V236H24ZM28 235V234H27ZM25 235V236H27ZM37 235H40V239L41 238H44L45 235L42 233V234H37ZM218 235V234H217ZM254 235V237H253ZM17 236V235H16ZM51 236V235H50ZM64 236V235H63ZM166 236V235H165ZM263 236V235H262ZM21 237V236H20ZM48 237V236H47ZM45 237V240L46 238ZM132 237V236H131ZM229 238V237H228ZM257 238V237H256ZM261 238V237H260ZM260 238L258 237L257 239V242H261ZM24 239V238H23ZM27 239V237H26ZM159 239V238H158ZM180 239V243H182L181 245L178 244V240ZM28 240H32V241H26L27 244H33V246H36L39 250L40 253L38 254H41L42 255H45L44 253H41V250L43 249V243L44 241H42L40 243V240H39V237L38 236H33L31 235V238L28 239ZM43 240V239H42ZM176 240V241H175ZM186 241L187 242V247L184 248V246L186 245H183V242L181 241ZM159 241V240H158ZM264 242V241H263ZM5 243V242H4ZM8 243H12V242H8ZM24 243V242H23ZM157 243V242H156ZM16 244V243H14ZM46 244V242H45ZM228 244L226 242V240H224L222 242V245H226ZM261 244V243H260ZM6 245V248H7V253L8 254H11V257L15 258V257H18V255H20L21 258H23V254L22 252H19V250H17V248H15L16 250H14V247L15 246H10L7 244H4ZM13 245V244H12ZM19 245V244H18ZM47 245V244H46ZM156 245V244H155ZM154 245L153 247V254L155 255L157 251L160 252V249L157 248L156 246ZM183 245V246H182ZM17 246V245H16ZM171 246V245H170ZM251 246V247H250ZM263 246V245H261ZM20 247V246H19ZM32 247V246H31ZM50 247V246H49ZM160 247V246H159ZM167 247V246H166ZM35 248V247H34ZM170 250L171 248L168 247ZM167 248V249H168ZM225 248V247H224ZM261 248V247H260ZM162 249V248H161ZM166 249V248H165ZM165 249H162V250H165ZM168 249V250H169ZM209 249V248H208ZM44 251V250H43ZM167 251V250H166ZM189 254H188V252ZM163 251H161L160 253H162ZM264 252V251H263ZM28 253V252H27ZM95 253V254H94ZM165 253V252H164ZM171 253V252H170ZM175 253V252H174ZM208 253V252H207ZM261 253V251H260ZM6 254V253H4ZM34 254V253H33ZM152 254V255H153ZM159 254V253H158ZM176 254V253H175ZM262 254V253H261ZM191 255V256H190ZM230 255V254H229ZM233 255V254H232ZM231 255V256H232ZM259 255V253L257 254ZM50 256V255H49ZM2 257V256H1ZM10 257V258H11ZM183 257V258H182ZM234 257V255L232 256ZM6 258V257H5ZM17 258V259H18ZM33 258H35V256H32V257H27L26 259L23 258V261L24 262H29V261H32ZM91 258V257H90ZM4 259V258H3ZM46 259V257H45ZM184 259V261L182 260ZM229 259V257H228ZM233 259V258H231ZM8 260V259H7ZM7 260L4 262V264H10L11 260H14V259H9L10 261L7 262ZM19 260V259H18ZM28 260V261H27ZM39 260V259H38ZM15 261V260H14ZM46 261V260H45ZM151 262V264H159L158 261L155 259V258H152L151 257V260H149ZM40 264H41V260L38 261ZM147 262V261H146ZM146 262H142V263H138L136 262V264H145ZM186 262V261H185ZM188 262V261H187ZM51 263V262H50ZM91 263V262H90ZM197 263V264H198ZM258 263V262H257ZM262 264H264V261L263 259L261 260ZM29 264H31L29 262ZM185 264V263H184ZM187 264V263H186ZM188 264H191V263H188Z\"/></svg>",
  "mask_w": 264,
  "mask_h": 264
},
{
  "label": "snow or ice",
  "instance_id": "obj_3",
  "mask_svg": "<svg viewBox=\"0 0 264 264\" xmlns=\"http://www.w3.org/2000/svg\"><path fill=\"white\" fill-rule=\"evenodd\" d=\"M63 0H44V3L42 5H39L41 7H52L57 8V5H61ZM173 2L179 7L181 0H173ZM203 2V0H197V11H200V5ZM230 4V0H225V8L219 10L217 13H213L211 11V8L209 6V11L207 12L208 16L216 15L218 18L223 19L225 23H227L228 19L230 18L229 13L227 11V8ZM260 4V11H257L255 13H251L249 15L248 24L251 25L255 22V18H259V23L264 24V0H259ZM34 7L37 5H33ZM81 7H84L83 5ZM93 8L98 9V16L107 15L109 11H115L120 10L123 11L125 8H132L139 11V14L141 16H145V10H147L148 13H151L158 17H163V13L156 11L154 8H152L151 4L149 3V0H95V3L92 5ZM49 15H52V13H49ZM239 16V13L236 14ZM55 18V17H53ZM178 17H173V19H176ZM197 22H201V18L197 16ZM32 23L36 24L37 21L33 18ZM24 27H28L27 24L24 25ZM110 31V30H109ZM13 33H0V37H3L4 35H12ZM47 38V34L45 36L40 37L39 43H42ZM37 51V46L32 47V52L28 54L25 59H28L30 63L28 64V67L31 68V60L33 53ZM24 68V62L21 60L19 67L16 68V71L14 75H21L22 69ZM7 74V73H6ZM9 80H11V76H9ZM5 86H8V82H5Z\"/></svg>",
  "mask_w": 264,
  "mask_h": 264
}]
</instances>
